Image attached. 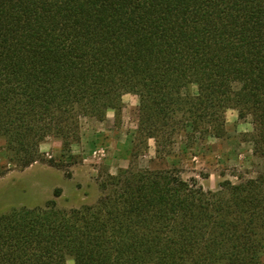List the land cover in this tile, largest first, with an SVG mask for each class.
Wrapping results in <instances>:
<instances>
[{
  "label": "trees",
  "instance_id": "1",
  "mask_svg": "<svg viewBox=\"0 0 264 264\" xmlns=\"http://www.w3.org/2000/svg\"><path fill=\"white\" fill-rule=\"evenodd\" d=\"M126 93L157 156L178 136H224L234 109L264 157V0H0L11 167L40 161L47 137L69 149L82 116L119 111ZM96 190L90 204L60 207L55 188L0 214V264H262L264 171L208 189L175 167H129Z\"/></svg>",
  "mask_w": 264,
  "mask_h": 264
},
{
  "label": "rangeland",
  "instance_id": "2",
  "mask_svg": "<svg viewBox=\"0 0 264 264\" xmlns=\"http://www.w3.org/2000/svg\"><path fill=\"white\" fill-rule=\"evenodd\" d=\"M137 124L138 98L126 93L119 111L107 109L102 119L82 116L78 137L69 149H63L58 138L47 137L39 145L41 160L24 169L7 164L8 156L0 150V214L20 206H42L54 198L55 188L62 190L55 198L60 207L93 203L99 174H117L129 167H175L184 178L195 177L208 189L224 179L237 182L239 176L264 171V157L253 152L250 120L240 118L234 109L225 113L224 136L203 140L178 136L171 152L160 156L152 139L141 142ZM260 261L264 264V252Z\"/></svg>",
  "mask_w": 264,
  "mask_h": 264
},
{
  "label": "crops",
  "instance_id": "3",
  "mask_svg": "<svg viewBox=\"0 0 264 264\" xmlns=\"http://www.w3.org/2000/svg\"><path fill=\"white\" fill-rule=\"evenodd\" d=\"M108 116V115H107Z\"/></svg>",
  "mask_w": 264,
  "mask_h": 264
}]
</instances>
